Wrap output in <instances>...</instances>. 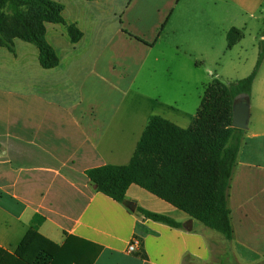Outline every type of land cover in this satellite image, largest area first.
Wrapping results in <instances>:
<instances>
[{"label":"crops","instance_id":"obj_1","mask_svg":"<svg viewBox=\"0 0 264 264\" xmlns=\"http://www.w3.org/2000/svg\"><path fill=\"white\" fill-rule=\"evenodd\" d=\"M51 1L82 34L70 43L62 26L45 24L58 65L43 69L24 41L0 52L11 66L7 77L14 66L22 70L21 85L0 89V249L13 255L34 228L57 246L68 237L99 246L93 264H264V60L249 96H239L248 98L249 119L227 192L230 241L136 185L121 204L86 176L127 165L151 116L188 128L159 108L156 68L168 69L190 34L213 39L235 28V47L250 24L264 47V0ZM240 11L249 23L238 21ZM137 208L180 227L145 219ZM134 237L140 244L129 254Z\"/></svg>","mask_w":264,"mask_h":264},{"label":"trees","instance_id":"obj_2","mask_svg":"<svg viewBox=\"0 0 264 264\" xmlns=\"http://www.w3.org/2000/svg\"><path fill=\"white\" fill-rule=\"evenodd\" d=\"M62 11L63 6L51 0H0V49L13 53V41L18 39L36 47L43 69L56 67L58 58L46 40L45 24L62 26L70 43L82 36L75 24L64 20ZM240 36L239 30L231 28L226 34L227 48ZM262 60L264 47L259 48L245 78L231 84L213 79L188 128L151 116L127 165H105L86 172L95 190L124 204L127 189L136 185L230 241L227 192L244 133L231 127L232 105L237 97L249 96ZM136 211L145 219L180 227L165 215L142 208ZM100 250L75 237L57 246L31 228L13 255L0 249V264H93Z\"/></svg>","mask_w":264,"mask_h":264},{"label":"rangeland","instance_id":"obj_3","mask_svg":"<svg viewBox=\"0 0 264 264\" xmlns=\"http://www.w3.org/2000/svg\"><path fill=\"white\" fill-rule=\"evenodd\" d=\"M240 14L242 18L238 21L249 23L248 16H245L243 11H240ZM247 27L248 29L243 31L245 39L242 44L231 50L226 47L225 28L216 32L213 39L206 34L196 33L194 36L190 34V38L188 37L185 41L179 40L183 45L179 47L180 55L172 57V65H169L168 69L159 65L154 74L156 94L159 93V108L166 118L179 117L178 123L188 127L192 121L191 117L195 115L199 107L205 87L213 79H219L224 84H231L250 74L260 45L258 48L259 33L250 24H247ZM20 43L24 44L17 39L13 41L14 51ZM0 52L9 51L1 48ZM10 67L5 59H0V89L17 88L22 83L16 75L21 74L22 70H19L17 66H14L15 74L6 76L10 72L8 70ZM149 74L147 72L145 76ZM220 254L223 258L224 252ZM218 261L217 258V263Z\"/></svg>","mask_w":264,"mask_h":264},{"label":"water","instance_id":"obj_4","mask_svg":"<svg viewBox=\"0 0 264 264\" xmlns=\"http://www.w3.org/2000/svg\"><path fill=\"white\" fill-rule=\"evenodd\" d=\"M249 104L248 98L237 97L232 105V123L231 127L242 131L248 128L249 119ZM131 211L134 210V205L129 206Z\"/></svg>","mask_w":264,"mask_h":264},{"label":"built area","instance_id":"obj_5","mask_svg":"<svg viewBox=\"0 0 264 264\" xmlns=\"http://www.w3.org/2000/svg\"><path fill=\"white\" fill-rule=\"evenodd\" d=\"M140 241L137 238H132L127 246V253L132 254L135 253L137 247L139 246Z\"/></svg>","mask_w":264,"mask_h":264}]
</instances>
